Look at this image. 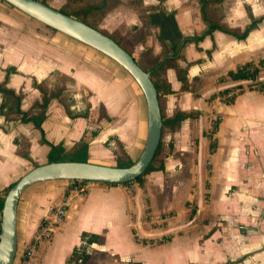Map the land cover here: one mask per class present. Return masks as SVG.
Masks as SVG:
<instances>
[{
    "label": "crops",
    "instance_id": "obj_1",
    "mask_svg": "<svg viewBox=\"0 0 264 264\" xmlns=\"http://www.w3.org/2000/svg\"><path fill=\"white\" fill-rule=\"evenodd\" d=\"M1 3L0 198L26 169L47 162L48 144L69 150L83 141L91 163L133 161L146 108L129 74ZM209 20L238 31L255 26L243 37L202 35ZM97 27L144 70L176 58L185 87L167 68L161 104L167 117H186L160 138L162 168L139 183L92 181L83 193L56 181L26 187L12 264H264V88L227 76L264 59V0H117ZM41 114L38 130L28 118ZM61 201L64 216L50 239L26 255L44 210Z\"/></svg>",
    "mask_w": 264,
    "mask_h": 264
},
{
    "label": "water",
    "instance_id": "obj_2",
    "mask_svg": "<svg viewBox=\"0 0 264 264\" xmlns=\"http://www.w3.org/2000/svg\"><path fill=\"white\" fill-rule=\"evenodd\" d=\"M29 18L80 42L123 68L142 93L146 108V135L137 157L118 167L88 161H49L20 175L7 189L0 209V264H12L16 252V207L21 192L31 184L57 180H83L122 184L140 176L151 162L160 140L161 115L149 72L143 70L111 37L39 0H1Z\"/></svg>",
    "mask_w": 264,
    "mask_h": 264
},
{
    "label": "trees",
    "instance_id": "obj_3",
    "mask_svg": "<svg viewBox=\"0 0 264 264\" xmlns=\"http://www.w3.org/2000/svg\"><path fill=\"white\" fill-rule=\"evenodd\" d=\"M117 0H97L94 3H87L85 6H82L80 12H68L63 9H57L58 11L70 15L85 24L97 29V21L100 19L101 15L114 3H116ZM41 2L45 3L41 0ZM46 4V3H45ZM56 9V8H55ZM44 26V25H43ZM255 26L254 22H250L242 31L234 30L227 28L223 26L220 23L212 22L211 20L208 21V27L203 32L202 35L210 33L213 30H219L224 33L231 34L235 37H243L251 28ZM46 27V26H44ZM47 29L51 31H55L49 27H46ZM101 31V30H99ZM102 33L106 34L104 31H101ZM107 35V34H106ZM109 36V35H108ZM110 37V36H109ZM111 38L119 44L125 51H127L130 54V50L126 48L122 43L118 41V39L111 36ZM167 68H172L175 71L177 79L181 82V87H185V70L183 67H180L177 65L176 58L175 57H167L160 61L159 63L154 64L150 68H148L149 77L150 80L155 87L156 93H157V100L159 102L160 107V115H161V132H160V138L162 134L165 131L172 132L177 129L179 126L180 121L186 117V114L181 112H175L172 116L167 117L164 114V110L161 104V94L167 93L169 90L165 86L163 80L161 79L162 74ZM264 68V59H259L257 64H253L252 62H245L244 64L238 66L235 70H229L227 71V76L232 80H250L251 84H254V87L261 90L264 88V83L259 82L257 80L258 78V72ZM144 70V69H143ZM253 82V83H252ZM250 84V85H251ZM249 85V86H250ZM5 93H8V91L3 90ZM49 96H42L41 100V107L43 108L46 104L47 99ZM17 100V98H15ZM19 112V110L17 109ZM29 121L32 123V125L40 130V122L42 119V114L39 117H29ZM24 120V118H23ZM44 141V139H42ZM49 150L47 153V162L49 161H86L87 153H86V144L83 141L76 142L69 150H64L60 144H48ZM160 147V140L159 144L157 146L156 152L147 166V168L144 170V172L136 177L133 181L130 182H137L139 183L141 181V178L146 173H149L153 170H159L162 168V164L157 161V153ZM124 155V154H123ZM132 161L127 160L126 162H123L120 158L116 161L115 166L123 167L128 166L131 164ZM35 166V165H33ZM83 181V180H80ZM56 182H63L65 184V188L69 189L71 186H73L75 183H77V180H57ZM130 182L122 183L121 185H126ZM11 185V184H10ZM8 186V188L10 187ZM7 188V189H8ZM7 191V190H6ZM3 198H0V209L2 204Z\"/></svg>",
    "mask_w": 264,
    "mask_h": 264
},
{
    "label": "built area",
    "instance_id": "obj_4",
    "mask_svg": "<svg viewBox=\"0 0 264 264\" xmlns=\"http://www.w3.org/2000/svg\"><path fill=\"white\" fill-rule=\"evenodd\" d=\"M92 181H78L73 185V188L78 193H83L87 188V184ZM65 212V203L61 201L58 204H53L47 207L41 217L39 226L33 237V244L25 249L26 255L33 254L34 244L42 241H48L53 234L54 228L61 221ZM139 238V236H137Z\"/></svg>",
    "mask_w": 264,
    "mask_h": 264
},
{
    "label": "rangeland",
    "instance_id": "obj_5",
    "mask_svg": "<svg viewBox=\"0 0 264 264\" xmlns=\"http://www.w3.org/2000/svg\"><path fill=\"white\" fill-rule=\"evenodd\" d=\"M39 1H41V0H39ZM42 1H45V3L47 2V3H50V4H53V5H55V7H57L56 9H63V10H66V11H68V12H71V13H76V12H80L81 11V9L83 8L82 6H85L84 4H82L80 1H75V0H73V1H71V2H65V4L64 3H61V2H59V1H57V0H42ZM2 3V6H3V8H8L10 5H8L7 3H5V2H3V1H1ZM12 7V6H11ZM20 12V11H19ZM23 14V13H22ZM26 16V15H25ZM28 17V16H27ZM42 25V24H41ZM114 37V36H113ZM114 38H116V39H118V41L120 42V43H122V44H124L119 38H117V36H115ZM259 76L262 78V80H264V69L262 70V71H260V73H259ZM253 83V82H252ZM254 85V84H253ZM119 159V158H118ZM117 159V160H118ZM120 159L123 161V162H126L127 160L125 159V158H123L122 156L120 157ZM116 159L114 160V163H116V161H117ZM33 166H31V167H29L28 169H26L25 170V172L27 171V170H29L30 168H32Z\"/></svg>",
    "mask_w": 264,
    "mask_h": 264
}]
</instances>
